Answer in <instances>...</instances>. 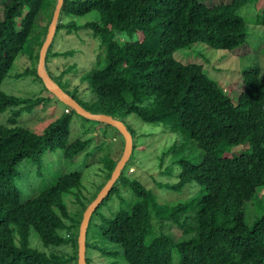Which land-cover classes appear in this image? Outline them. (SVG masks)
<instances>
[{
  "label": "trees",
  "instance_id": "16d2710c",
  "mask_svg": "<svg viewBox=\"0 0 264 264\" xmlns=\"http://www.w3.org/2000/svg\"><path fill=\"white\" fill-rule=\"evenodd\" d=\"M263 1L64 0L46 53L48 73L57 71L52 59L73 51L56 49L61 29L66 28L67 33L90 29L100 40L101 52L90 56L89 64L73 61L57 75V83L93 113L109 114L123 122L126 115L136 114L145 122L169 127L184 141L181 147L192 141L204 152L174 160L178 171L167 170L175 179L170 184L174 192L183 191L179 195L186 197L174 203L160 202L153 187L125 172L130 157L91 216L87 248L93 241H101L89 237L93 229L100 238L115 242L128 264H264V212L249 225L244 209L264 188V71L256 66L244 68L239 74L241 89L234 92L210 76L206 62L175 56L177 50L198 44L231 51L242 47L236 52L246 53L250 21L240 11L248 7L254 12L251 23L264 34ZM56 4L57 0H7L0 17V116L6 111L9 114L6 120L0 119V264H69L77 260L84 212L119 161L109 155L100 159L104 182L85 201L81 199L80 170L59 174L53 184L28 199L14 181L17 167L25 159L39 160L46 151L61 148L70 162L90 145L89 139L81 137L69 140L77 112L64 102L65 110L37 132L20 124V115L47 105L51 97H22L2 89L17 57L29 50L36 64L33 72L44 90L53 94L37 66ZM92 10L99 12V21L81 26L62 22L63 14L83 15ZM38 27L42 35L34 48L28 42ZM66 73L70 78L64 79ZM71 78L77 81L73 85ZM240 145L246 146L240 153L230 151ZM122 186L131 188L135 200L121 203L110 215L100 211L114 196L124 198ZM193 187H199L197 193ZM71 194L77 199L76 212H71L65 200ZM166 228L175 234L167 233ZM33 232L50 252L31 245ZM67 245L73 248L72 254L62 250ZM107 264H119V260Z\"/></svg>",
  "mask_w": 264,
  "mask_h": 264
},
{
  "label": "rangeland",
  "instance_id": "374dc122",
  "mask_svg": "<svg viewBox=\"0 0 264 264\" xmlns=\"http://www.w3.org/2000/svg\"><path fill=\"white\" fill-rule=\"evenodd\" d=\"M6 1L0 0V17H3ZM221 1L226 0H204L206 3H218ZM240 12L250 21L246 41V46H248L246 53L236 52L242 49V47L231 51L229 49H215L207 47V45L202 47V44H198L191 49L181 48L175 52V56L181 60L206 62L205 67L210 76L219 80L225 90L234 89V92H238L241 89V77L239 74L244 68L256 66L264 71V34L259 31L260 27L255 23H251L255 19L254 12L249 11L248 7L242 8ZM43 17L45 16L42 15L41 25H43ZM99 18V12L92 10L83 15L63 14L62 22L81 26L89 21H99ZM36 30L28 42V45L34 48L37 44L38 35H42V28L38 27ZM90 31V29H79L77 32L67 33L66 28H64L57 34L55 39L56 49L59 52L73 51L71 54L62 57L56 56L52 59L54 68L57 71L52 69L50 71L55 81H59L57 75L59 73L62 74L73 61L82 60L84 63L87 62L89 64L91 62L90 56H95L101 52L100 40L95 38ZM35 67L36 64H34L31 58V52L27 50L21 53L15 60L8 76L3 81L2 89L7 93L22 97L40 95L51 97V101L47 105L39 106L30 113L24 111L20 115V124L41 132L49 122L56 119L65 110V105L60 100H57L56 96H53L54 94L44 90L42 81L33 72ZM68 78H70V75L66 73L64 79ZM75 82L77 81L71 78L72 85ZM64 84L66 89L71 91L69 85L67 83ZM84 84L85 82H83ZM232 95L236 96L235 93H232ZM7 112L1 114V121L6 120L9 116ZM124 123L132 129L134 141L131 160L127 164V167H125V172L131 178H137L148 187H153L154 191L157 192V199L162 203H174L178 200H185L186 197L179 195L183 191L178 192L177 195L170 186L175 179H172V175L167 170L178 171L179 165L174 164V160L182 157H198V155L204 153L203 150L192 141H188L181 147L180 145L184 141H181L182 139L178 134L172 132L169 127L159 123L145 122L136 114L126 115ZM77 137L89 139L90 145L86 152L70 162L66 160L63 151L59 148L53 151H46L39 160L25 159L18 165V173L14 181L24 199L33 197L45 186L53 184L59 174L74 170H80L83 175L82 192L84 193L81 195V199L85 201L97 193L99 186L105 179V169L100 159L109 155L113 159L119 160L125 149V138L113 126L100 121L93 122V120L74 113L69 140H74ZM245 147L242 145L234 146L230 151L240 153ZM189 189L192 188L189 187ZM198 190L199 187L194 188L196 193ZM132 192L131 188L122 186L120 194L124 198L114 196L101 205L100 211L110 215L112 211L121 207V203L125 205L129 201L135 200ZM65 200L68 202L71 212H76L79 209L75 195H67ZM244 209L246 221L249 225H252L264 212V188L259 189L257 194L247 201ZM92 230L89 233V237L94 238L97 236L101 241L96 242L92 240L94 244L87 248L86 257L89 261L88 264H107L115 260H119V264H128L122 258L121 249L115 242L107 240L102 236L100 238L94 234L96 230ZM156 230L157 228H155ZM171 231L173 230L166 228L167 233L174 235V231ZM182 237L177 236V239H182ZM31 245L42 251L50 252L51 250L42 244L36 232L31 234ZM101 248L107 250V252L101 251ZM62 250L69 252V254L73 252L71 245L64 246ZM76 262L78 264V259L69 264H76Z\"/></svg>",
  "mask_w": 264,
  "mask_h": 264
},
{
  "label": "water",
  "instance_id": "95a60500",
  "mask_svg": "<svg viewBox=\"0 0 264 264\" xmlns=\"http://www.w3.org/2000/svg\"><path fill=\"white\" fill-rule=\"evenodd\" d=\"M64 0H57V4L54 10V15L52 21L49 26V30L46 36V39L43 43V46L40 50V58L38 63V74L44 81L45 86L49 91H51L60 101L64 102L66 105L70 106L74 109L79 115L88 118L90 120L100 121L105 124L112 125L116 127L125 138V149L122 157L117 162V165L112 173L111 178L107 181V183L100 190L96 198L88 205L84 212L83 220L80 225V232L78 237V264H87L86 260V239H87V230L89 226V222L94 210L100 205V203L104 200V198L111 191L114 183L117 181L119 176L121 175L125 165L129 161L132 151H133V136L131 132L128 130L126 124L113 117L109 114L104 113H93L83 107L72 95L67 93L48 73L46 69V53L51 44L56 28L59 21V16L61 9L63 7Z\"/></svg>",
  "mask_w": 264,
  "mask_h": 264
}]
</instances>
